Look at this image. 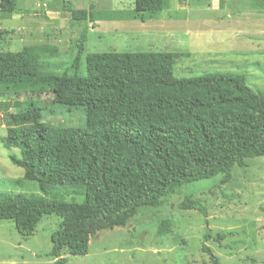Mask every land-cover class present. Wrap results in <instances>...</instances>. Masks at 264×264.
Masks as SVG:
<instances>
[{
  "label": "trees",
  "instance_id": "trees-1",
  "mask_svg": "<svg viewBox=\"0 0 264 264\" xmlns=\"http://www.w3.org/2000/svg\"><path fill=\"white\" fill-rule=\"evenodd\" d=\"M134 6L154 13L167 9L168 0H134ZM15 12L17 0H0L3 19ZM70 18L94 26L93 6L70 10ZM84 42L83 35L67 69L72 73L61 76L40 71L42 56L55 51L49 45L0 52V102L26 104L6 130V147L19 151L8 158L41 194H0V221H13L28 238L42 217L60 218L51 236L53 264H66L63 250L85 256L97 232L125 226L138 210L160 209L184 185L218 176L227 184L235 167L264 157V94L243 77L177 79L173 67L184 55L167 52L87 54L79 75ZM47 93L54 104L82 109L86 128L43 123L36 104ZM68 196L83 201L65 203ZM178 208L198 212L208 225L201 200L185 196ZM171 231L170 219L158 222V237Z\"/></svg>",
  "mask_w": 264,
  "mask_h": 264
},
{
  "label": "rangeland",
  "instance_id": "rangeland-1",
  "mask_svg": "<svg viewBox=\"0 0 264 264\" xmlns=\"http://www.w3.org/2000/svg\"><path fill=\"white\" fill-rule=\"evenodd\" d=\"M90 6L94 26L70 18V10ZM83 35L79 75L91 53H179L184 56L173 67L177 79L231 74L264 94V0H168L167 9L154 13L137 12L134 0H17L10 19L0 15V52L49 45L55 51L42 56L40 71L54 76L72 73L67 69ZM38 98L43 123L86 128L82 109L54 104L49 93ZM25 106L22 98L0 102V194L30 198L41 194L10 162L9 155L19 157V151L5 145L11 115ZM246 164L232 170L227 184H219L218 176L184 185L160 209L138 210L125 226L97 232L85 256L63 250L62 258L66 264H264V157ZM185 196L207 207L208 225L198 212L178 208ZM164 218L172 221V231L158 237ZM60 222L44 216L33 235L23 238L13 221H0V264H53L51 236Z\"/></svg>",
  "mask_w": 264,
  "mask_h": 264
}]
</instances>
